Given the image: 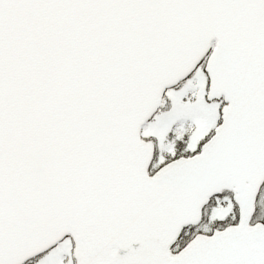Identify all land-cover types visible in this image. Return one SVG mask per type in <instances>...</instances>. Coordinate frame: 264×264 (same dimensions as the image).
I'll list each match as a JSON object with an SVG mask.
<instances>
[{
	"label": "snow or ice",
	"instance_id": "6c2138e0",
	"mask_svg": "<svg viewBox=\"0 0 264 264\" xmlns=\"http://www.w3.org/2000/svg\"><path fill=\"white\" fill-rule=\"evenodd\" d=\"M0 264H264V0H0Z\"/></svg>",
	"mask_w": 264,
	"mask_h": 264
}]
</instances>
